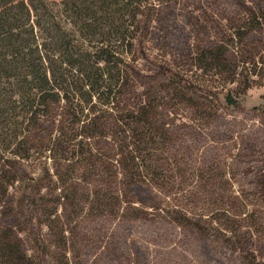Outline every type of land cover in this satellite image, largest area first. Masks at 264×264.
<instances>
[{"label":"rangeland","instance_id":"rangeland-1","mask_svg":"<svg viewBox=\"0 0 264 264\" xmlns=\"http://www.w3.org/2000/svg\"><path fill=\"white\" fill-rule=\"evenodd\" d=\"M147 5L131 61L145 81L139 92L163 89L158 113L170 140L154 147L152 169L135 185L114 128L90 141L96 165H73L49 151L24 160L26 176L11 189L10 207L27 253L61 264L66 248L58 247L46 213L56 208L66 223L68 264H264V35L245 51L225 46L235 72L217 74L193 60L196 50L181 58L175 40L195 35L190 23L200 15L210 24L224 17L211 41H229L243 18L237 0ZM161 27L171 28L169 37ZM179 83L201 109L175 98ZM61 175L66 181L54 186Z\"/></svg>","mask_w":264,"mask_h":264},{"label":"trees","instance_id":"trees-1","mask_svg":"<svg viewBox=\"0 0 264 264\" xmlns=\"http://www.w3.org/2000/svg\"><path fill=\"white\" fill-rule=\"evenodd\" d=\"M147 4L148 0H0V264H50L28 255L11 216V189L26 176V160L49 151L54 158L74 159L73 165L75 159L96 165L90 141L105 139L114 128L123 166L135 185L144 168L152 169L154 147L170 140L158 113L156 93L163 89L139 92L136 86L145 81L131 61ZM255 4L237 0L243 18L233 23L235 32L229 41L221 39L222 45L211 41V28L223 15L216 24L198 15L190 23L195 35L178 36L174 50L181 58L196 50L193 60L201 68L208 65L217 74H233L225 46L235 44L245 51L264 35V0ZM170 29L162 28L165 37ZM177 85L172 87L177 100L203 107ZM228 101L233 104L230 96ZM60 178L54 186L66 181ZM36 200L31 202L37 205ZM58 200L60 204L62 195ZM56 212L46 211L48 223L57 230L53 238L58 247L66 248L61 264H68L66 223ZM184 221L180 217L178 225ZM49 246L44 245L48 251Z\"/></svg>","mask_w":264,"mask_h":264}]
</instances>
